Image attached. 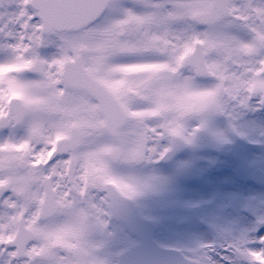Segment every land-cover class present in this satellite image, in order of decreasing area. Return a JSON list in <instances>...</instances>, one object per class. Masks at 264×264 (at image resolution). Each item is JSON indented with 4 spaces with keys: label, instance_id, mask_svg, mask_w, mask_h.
Returning a JSON list of instances; mask_svg holds the SVG:
<instances>
[{
    "label": "snow or ice",
    "instance_id": "6c2138e0",
    "mask_svg": "<svg viewBox=\"0 0 264 264\" xmlns=\"http://www.w3.org/2000/svg\"><path fill=\"white\" fill-rule=\"evenodd\" d=\"M252 113L264 0H0V264H122L141 167ZM182 251L264 264V231Z\"/></svg>",
    "mask_w": 264,
    "mask_h": 264
},
{
    "label": "flooded vegetation",
    "instance_id": "af4514ba",
    "mask_svg": "<svg viewBox=\"0 0 264 264\" xmlns=\"http://www.w3.org/2000/svg\"><path fill=\"white\" fill-rule=\"evenodd\" d=\"M212 128L213 131L199 132L193 145L180 144L176 148L179 153L172 160L141 167V171L165 180L164 188L161 186L137 208L142 217L157 216L159 232L179 228L182 233L186 226L198 223L214 233L216 244L231 240L234 229L227 219L232 210L230 202L235 195L248 197L249 191L261 206L259 212L264 214V115L242 117L237 131L232 130L226 118H217ZM213 132H223L226 142L217 139ZM185 198L201 207L192 212L189 207L179 206L178 201ZM136 224L134 219L133 225ZM136 242L128 230L117 247L126 249Z\"/></svg>",
    "mask_w": 264,
    "mask_h": 264
},
{
    "label": "water",
    "instance_id": "95a60500",
    "mask_svg": "<svg viewBox=\"0 0 264 264\" xmlns=\"http://www.w3.org/2000/svg\"><path fill=\"white\" fill-rule=\"evenodd\" d=\"M174 251L158 248L151 242L150 236L142 243L122 256V264H182Z\"/></svg>",
    "mask_w": 264,
    "mask_h": 264
},
{
    "label": "rangeland",
    "instance_id": "374dc122",
    "mask_svg": "<svg viewBox=\"0 0 264 264\" xmlns=\"http://www.w3.org/2000/svg\"><path fill=\"white\" fill-rule=\"evenodd\" d=\"M162 186L164 188V184ZM248 202H250V204L252 203V201H248ZM255 206H258V204H255ZM240 216H241V212H236L235 214H232V215L229 213L227 219H228L229 222H231L230 219H232V222H234V224H238V223L239 224H245L247 219H248V217L247 218H243V217H240ZM174 234H176V233H174ZM169 239L172 240V238H169ZM202 239H206V237H204ZM222 243H224V242H222Z\"/></svg>",
    "mask_w": 264,
    "mask_h": 264
}]
</instances>
